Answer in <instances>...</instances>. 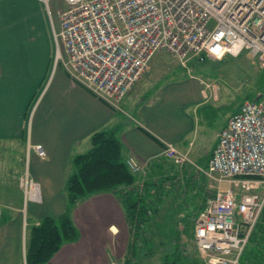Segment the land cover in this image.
Wrapping results in <instances>:
<instances>
[{"label":"crops","instance_id":"obj_1","mask_svg":"<svg viewBox=\"0 0 264 264\" xmlns=\"http://www.w3.org/2000/svg\"><path fill=\"white\" fill-rule=\"evenodd\" d=\"M54 31L39 0H0V264H23L25 227L64 211L72 159L91 149L93 134L113 131L124 159L148 170L164 158L165 144L193 154L205 168L229 118L210 152H203L198 142L217 97L201 80L159 87L146 81L136 91L138 82L122 100L123 111H114L55 66ZM35 145L44 149V159ZM26 177L39 187L40 203L25 204L20 179ZM213 184L206 179L211 191ZM71 217L79 238L63 245L50 264L129 263L131 230L115 194L79 199Z\"/></svg>","mask_w":264,"mask_h":264},{"label":"built area","instance_id":"obj_2","mask_svg":"<svg viewBox=\"0 0 264 264\" xmlns=\"http://www.w3.org/2000/svg\"><path fill=\"white\" fill-rule=\"evenodd\" d=\"M39 1L48 11L50 0ZM63 2L53 32L54 64L117 112L159 50L179 61H220L245 51L264 68V0ZM33 150L46 157L41 145ZM162 155L226 185L197 214L193 242L203 264H241L264 208V93L245 100L228 118L205 168L172 144L164 145ZM126 166L133 175L144 168L132 158ZM20 184L25 204L41 202L36 183L26 177Z\"/></svg>","mask_w":264,"mask_h":264},{"label":"rangeland","instance_id":"obj_3","mask_svg":"<svg viewBox=\"0 0 264 264\" xmlns=\"http://www.w3.org/2000/svg\"><path fill=\"white\" fill-rule=\"evenodd\" d=\"M63 8V0H50L48 11L43 6L47 15L51 14L57 30ZM191 58L179 61L167 51L155 52L134 90L143 89L146 81L153 82L155 87L168 82L184 84L192 80L208 84L210 88L207 91L214 92L217 100L214 110H207L209 124L198 143L203 152H210L217 131L226 119L245 100H256L264 93V68L245 51L238 56H225L220 61ZM190 158L194 163H201L193 154ZM156 164V168L148 170L144 167L134 174L138 186L136 194H145L143 200L148 216L143 218L146 221L138 229L139 237L133 253L129 251V264H203L193 242L194 222L199 210L218 189H223L224 184L211 180L214 183V191H211L206 186V176L191 166L177 167L165 158ZM31 221L29 216L28 225ZM28 233L29 228L25 227L23 242H26ZM130 235L133 242L135 239ZM124 260L120 264H124ZM13 264L18 263L14 261Z\"/></svg>","mask_w":264,"mask_h":264},{"label":"trees","instance_id":"obj_4","mask_svg":"<svg viewBox=\"0 0 264 264\" xmlns=\"http://www.w3.org/2000/svg\"><path fill=\"white\" fill-rule=\"evenodd\" d=\"M91 145L89 151L72 159L73 171L65 183L64 211L57 216H45L37 225L29 227L24 264H50L63 245L76 242L79 234L71 217L73 207L79 199L103 192L115 194L125 208L135 239L133 242L131 239L130 253H133L138 229L148 216L143 200L145 194H136L137 180L126 166L121 143L113 131L93 134ZM240 263L264 264V209L249 236Z\"/></svg>","mask_w":264,"mask_h":264},{"label":"bare ground","instance_id":"obj_5","mask_svg":"<svg viewBox=\"0 0 264 264\" xmlns=\"http://www.w3.org/2000/svg\"><path fill=\"white\" fill-rule=\"evenodd\" d=\"M35 192L37 193V190Z\"/></svg>","mask_w":264,"mask_h":264}]
</instances>
